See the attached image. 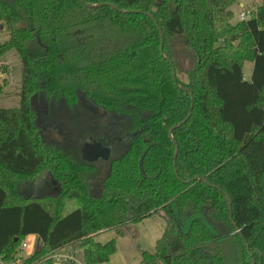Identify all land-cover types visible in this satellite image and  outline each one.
<instances>
[{"label":"trees","instance_id":"trees-1","mask_svg":"<svg viewBox=\"0 0 264 264\" xmlns=\"http://www.w3.org/2000/svg\"><path fill=\"white\" fill-rule=\"evenodd\" d=\"M235 3L0 0V59L14 51L21 65L19 105L0 108V261L37 236L23 264H54L67 247L107 264L116 240L100 234L157 215L164 231L140 264H264V0L232 24ZM46 108L87 114L125 142L96 189L84 183L93 164L48 144ZM187 115L173 160L169 131ZM43 170L60 191L23 194Z\"/></svg>","mask_w":264,"mask_h":264},{"label":"rangeland","instance_id":"rangeland-1","mask_svg":"<svg viewBox=\"0 0 264 264\" xmlns=\"http://www.w3.org/2000/svg\"><path fill=\"white\" fill-rule=\"evenodd\" d=\"M262 0H236V3L231 7L233 12L232 24L239 21L240 14L249 13L250 16L257 10ZM242 6V8H241ZM1 26V24H0ZM8 40L5 29L0 30V43ZM238 43H236L237 45ZM243 72L246 79H248L252 72V63L245 62ZM185 82L186 79L183 75L179 76ZM21 81V65L20 60L14 51L4 55L0 59V108H16L19 105V98L17 96ZM36 105L38 101H35ZM47 107V106H46ZM43 113V134L48 144L62 145L66 152L74 156L73 158H80L81 147L83 143H91L92 141H104L109 136L102 134L101 127L105 125L101 121L87 115L82 114V118L76 111L72 113L70 109H49ZM52 113H49V112ZM80 117V118H79ZM95 126V128H93ZM102 130V131H101ZM100 133V134H98ZM104 138V139H103ZM107 143L106 148H109L110 155L107 160L99 159L92 163V171H87L84 174V183L86 186L92 185L95 189L100 184L101 180L107 174L108 161L111 158L119 157L123 152L126 144L125 142H110ZM22 193L25 195L33 196L34 198H45L53 195L56 191H60L61 184L55 180L51 173L42 171L33 179L25 181L22 185ZM162 227L160 234L159 228ZM165 228V222L157 215L151 216L138 224L129 226L127 229L122 230V236H117L114 231H108L98 236L97 241L104 243L108 240H116V253L111 256L107 264H140L141 252L146 251L153 253L155 242L161 237ZM36 242L39 239L35 238ZM26 243L27 248H22L21 244ZM41 244L37 246L35 241L29 237L22 240L20 243L17 254L14 259H20L17 264H23L25 259L32 255L40 248ZM73 248V247H72ZM64 252H71V248H64ZM76 258L81 263L82 257L76 252ZM12 263V262H11ZM10 263V264H11ZM0 264H8L0 261Z\"/></svg>","mask_w":264,"mask_h":264},{"label":"water","instance_id":"water-1","mask_svg":"<svg viewBox=\"0 0 264 264\" xmlns=\"http://www.w3.org/2000/svg\"><path fill=\"white\" fill-rule=\"evenodd\" d=\"M102 4H99V5H87V7H93V8H96V7H99L101 6ZM155 25H157V23L154 21ZM2 29V26H0V30ZM159 30V33H160V37L162 38V33L160 31V29L158 28ZM162 49V46L160 47V51ZM171 65V63H169ZM173 75H174V72H173ZM174 81H175V78H174ZM183 91H186V89H182ZM87 109L94 113V114H97V115H101V116H104V112L103 111H100L98 110L97 108H94L92 107L91 105H86ZM189 118V115H187L185 117V119L180 122L179 124H177L174 128H172L170 131H169V138L171 139V142L172 144L174 145L175 147V153H174V157H173V160H175L176 156H177V153H178V148L174 142V140L171 138V133L173 131V129L175 128H179L182 124H184L187 119ZM110 155V150L109 148H106L103 146L102 142H98V143H84L83 146H82V149H81V159L84 161V162H87V163H94L96 161H98L99 159H103V160H107L108 157ZM195 180H198V179H195ZM200 182L202 183H205V180L204 179H200L199 180ZM226 199L228 201V205L229 207L231 206V200L229 198V196L226 195ZM229 219L231 221V215L229 216ZM253 264V263H251Z\"/></svg>","mask_w":264,"mask_h":264},{"label":"built area","instance_id":"built-area-1","mask_svg":"<svg viewBox=\"0 0 264 264\" xmlns=\"http://www.w3.org/2000/svg\"><path fill=\"white\" fill-rule=\"evenodd\" d=\"M250 18L249 13H241L239 16V21H245ZM38 246V245H37ZM22 248H27L28 245L26 243L21 244ZM51 259L53 260L54 264H83L78 259L76 256H74L71 252H64V250H59L56 253H54L51 256ZM20 259H17L13 261L11 264H17Z\"/></svg>","mask_w":264,"mask_h":264},{"label":"crops","instance_id":"crops-1","mask_svg":"<svg viewBox=\"0 0 264 264\" xmlns=\"http://www.w3.org/2000/svg\"><path fill=\"white\" fill-rule=\"evenodd\" d=\"M241 8H242V6H241ZM161 229H162V227L159 228L158 234H160L159 232H161ZM102 234H104V233H102ZM100 235H101V234H100ZM100 235H99V236H100ZM29 238L32 239L33 241H35V244H36V243H37V245H40V244H41V241H40V239H39L37 236H29ZM35 238L39 239V242H36V241H38V240H36ZM97 238H98V237H97ZM97 238H96V239H97Z\"/></svg>","mask_w":264,"mask_h":264},{"label":"flooded vegetation","instance_id":"flooded-vegetation-1","mask_svg":"<svg viewBox=\"0 0 264 264\" xmlns=\"http://www.w3.org/2000/svg\"><path fill=\"white\" fill-rule=\"evenodd\" d=\"M94 114V113H93ZM95 115H97V114H95ZM97 116H100V117H104L105 116V113H104V116H101V115H97ZM104 139V138H103ZM108 140H104V141H102V139L101 140H99V141H97V142H102V144H103V146L104 147H106L107 146V143L105 144V141L107 142V141H109V138H107ZM92 143H96V141H92L90 144H92ZM84 144V143H83ZM83 146V145H82ZM81 149H82V147H81ZM81 149H80V151H81Z\"/></svg>","mask_w":264,"mask_h":264}]
</instances>
